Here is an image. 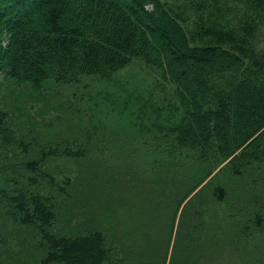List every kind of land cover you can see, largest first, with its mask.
Masks as SVG:
<instances>
[{
  "label": "trees",
  "instance_id": "obj_1",
  "mask_svg": "<svg viewBox=\"0 0 264 264\" xmlns=\"http://www.w3.org/2000/svg\"><path fill=\"white\" fill-rule=\"evenodd\" d=\"M0 41V73L35 89L47 80L110 78L135 59L173 85L170 121H156L151 135L174 143L139 147H145L140 157H155L140 164V177L156 173V181L146 185L159 192L168 189L173 153L180 163L175 167L180 174L171 178L185 190L173 185L174 211L164 225L168 239L179 205L223 160V169L234 176L264 166V0H0ZM8 116L0 109V142L15 144L17 151L15 160L10 151L0 157L1 217L35 229L40 264H106L110 250L100 218L81 233L52 230L57 206L71 194V180L61 182L45 164L51 158L83 159L90 147L64 138L40 142L38 130L17 139ZM184 150L193 158L190 168L182 165ZM164 152L172 155L163 159ZM198 166L200 177L189 176ZM214 179L211 194L221 201L226 191ZM145 203L140 201L141 214ZM140 234L152 239L153 231ZM168 264L190 263L173 256Z\"/></svg>",
  "mask_w": 264,
  "mask_h": 264
},
{
  "label": "rangeland",
  "instance_id": "obj_2",
  "mask_svg": "<svg viewBox=\"0 0 264 264\" xmlns=\"http://www.w3.org/2000/svg\"><path fill=\"white\" fill-rule=\"evenodd\" d=\"M175 105L173 85L136 59L110 78L83 76L72 84L47 80L39 89L0 73V109L8 113L17 139L38 130L40 142L64 138L90 147L83 159L51 158L45 164L61 182L71 180L67 187L71 194L57 206L52 230L73 235L88 230L100 218L110 250L106 264H160L164 255L166 264L173 256L190 264H264V166L234 176L223 169L227 162L223 160L184 198L167 238L164 225L174 211L175 188L185 190L184 184L175 186L173 180L180 174L175 169L180 163L176 154L163 153V159L172 155L167 162L172 172L165 179L168 189L159 192L146 185L156 173L140 177V164L155 157H140L145 147H139L140 143H174L167 137L155 139L151 133L156 121H170L167 118ZM8 151L14 159L15 144L0 142V157ZM184 152L182 165L190 168L193 158ZM4 168L0 186L5 181ZM202 170L198 166L188 175L200 177ZM213 176L226 191L221 201L211 194ZM141 200L146 202L142 214ZM4 209L0 204V211ZM8 219L0 215V264H40L43 252L34 238L35 229ZM145 231H153L152 239L141 236L147 235Z\"/></svg>",
  "mask_w": 264,
  "mask_h": 264
}]
</instances>
